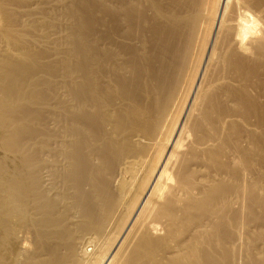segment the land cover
<instances>
[{"label":"bare ground","instance_id":"bare-ground-1","mask_svg":"<svg viewBox=\"0 0 264 264\" xmlns=\"http://www.w3.org/2000/svg\"><path fill=\"white\" fill-rule=\"evenodd\" d=\"M0 264H264V0H0Z\"/></svg>","mask_w":264,"mask_h":264}]
</instances>
